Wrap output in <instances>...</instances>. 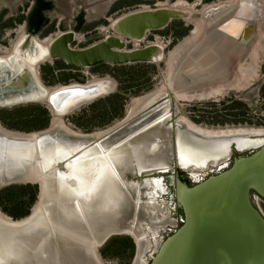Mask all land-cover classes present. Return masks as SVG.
<instances>
[{
    "label": "rangeland",
    "instance_id": "obj_1",
    "mask_svg": "<svg viewBox=\"0 0 264 264\" xmlns=\"http://www.w3.org/2000/svg\"><path fill=\"white\" fill-rule=\"evenodd\" d=\"M174 1L176 0H52V7L46 12L49 21L48 27L43 31L42 34H57L64 29L72 28L75 22V16L78 14L79 11H82L79 29L78 31H76L79 33V37L70 42L71 46L80 47L87 45L97 39H100L104 35L108 34L110 32L109 20L115 19L116 17H118V15L128 10H132L138 7L142 8L143 6H158V2L171 4ZM185 1L189 5L199 2L198 5H195L194 7H188L186 11L191 12V16L196 19L195 21H190L189 19V21L191 22L190 24V22L186 21L184 18H173L161 28L147 30L145 32L144 39L140 43H138L139 46L142 44L150 43L154 41L156 37H158L163 44V49L170 51L180 41H182L192 32L194 23L199 24L200 20H205V22H203L202 24L204 35L214 27H218V24L220 22L212 23L213 25H215L213 27L210 26L209 28H207V26H205V24L209 23L211 15L215 14L218 10L226 9L222 12H218V14H216L215 16V19H218V17L221 16H226L224 19L234 17L233 14L235 13V8H233V5L235 3L232 5V7L218 6L216 7V10L212 11L211 13H204L203 9L205 5L215 4L219 2L225 3L227 0ZM202 1L205 3H201ZM235 1L236 0H233V2ZM247 1L248 0H245L244 3ZM29 2L30 0H0V9L3 6L6 7L4 15L5 17H7L6 19L10 21V18L19 15L21 12H24L26 6L29 5ZM199 4L205 5L199 8ZM262 4L263 3H261V6L264 7ZM262 9L264 14V8ZM229 11L232 12L227 15V12ZM205 14L206 17L204 16ZM251 18H253V16ZM21 21L22 19L20 18L16 19V23H12L10 26L5 25L4 31L6 32V37L0 41V47L5 46L4 48L6 50H9L11 48V42L16 37V33L14 32V30L18 29V27L22 25ZM262 21H259L261 22V25L258 30V34H256L259 40L260 38H264V18L262 19ZM221 22H224V20ZM103 27H107V29L101 30ZM189 29L191 32H188ZM38 36L40 38L43 37L40 34H38ZM256 36L254 40L252 39L253 42L250 44V50L248 49L246 51L250 54L253 53V55L251 57H248V55L250 56V54L246 55V52L244 51V53H242L243 55L241 54L242 56L232 57V59L235 60L231 61L227 65L228 71L226 73V76L230 77L231 75L232 77L236 78L240 75V67L242 70L244 69L242 67V59L246 58L248 61L245 62L244 60L243 63H247L252 67L253 59L255 58V55L258 50L257 48L259 47V41L257 40L258 38ZM126 46L133 47L132 43H129ZM242 49L245 50L243 48V45ZM212 50H214L215 53L218 54L217 49L213 48ZM232 51L231 53L228 51L229 54L226 55L227 59L230 54H232ZM215 53L210 54L212 56L209 58V63L214 60ZM203 55L199 59H197L198 62H201L202 59L208 54L205 53ZM197 57L198 56H194L186 60L180 67V70L183 72L180 73V76L179 74L175 75V78L173 77L174 68L172 69L171 73H169L168 70L167 63L169 55H167L161 60H157L154 62L138 61L125 64H109L101 62L89 67L74 66L69 63H65L61 59H53L50 62L43 61L38 65L39 78L43 82V85L47 88L59 84H64L65 82L58 81V79L62 77V75L68 76V79L66 81L67 83L84 82L87 79H90L92 76H109L115 82L114 88L110 93L104 96L97 97L93 100H90L89 102L82 103L72 109L67 114L63 115L61 117V120H63L59 125L60 127H57L54 132L52 131L53 136L62 135L64 137H67L71 136V134L74 133H76V136H78L79 134L88 135L90 133H95L101 129L107 128L109 126H115L113 131H110L108 133L106 139L112 141L124 138V140H126V145L122 146L121 148L122 156L118 161V170L120 178L116 181L119 190L117 202L114 207V210L112 212H109V214L105 215V219L103 218L101 220L102 223H99L100 225L97 229V234L101 229H104L106 231V229L111 230L115 227H117L118 229L119 227L121 228L123 226H127V222L130 221L129 218L132 214L135 215V227L131 230L134 229L135 232L142 230V226L144 224H146V227H149V225H151V220L153 219V217H161L165 222L164 224L169 223L171 221L174 223V226L172 227L168 226V228H163V230L155 232L153 237L148 235L142 237L141 239L143 240L144 245L146 243L154 242L153 240L158 237H161L162 240V238H164L167 234L172 232L178 226L179 222L177 223L176 219L177 216L181 214V211L179 210V207L178 209L176 208L173 200H171L170 198L147 199L143 197L142 189L144 188V185H139L138 180L128 173L130 171H133V161L131 160V155L133 158L134 155L139 154L140 156H143L145 154V145L141 141L142 137L135 136L132 139L129 138L130 134L132 133V130H139L141 127L144 126V124L148 122V120L151 119V117L155 116L159 112L167 110L170 113L169 118L167 120L161 121L159 125H155L149 128V132L151 133H153L155 129H164L168 132V134H170L174 129V132H177L178 135L181 137H191L192 135L187 131L185 125H183L184 123H191L194 125L196 124L203 130H222L227 128L233 130H249L252 128H256L255 130H263L264 132V46L259 51L257 65H255L253 68L255 70L253 79L251 78V82L249 81L243 88H228L224 91L225 93L222 92V94L220 93L219 95L212 96L213 98L211 96H208L201 98H191L189 100H174L169 96L168 92H162L158 90V86L161 87L166 82L169 85H171L172 83V85H174L176 88H183L185 86L191 85L194 82L204 83L203 85L200 84L201 87L197 86L198 88L196 89H213V87L217 88L223 85L226 86L225 80L229 79L228 77L212 81L214 83L222 81L219 84L213 86H206L205 82L207 80L205 79L207 78L205 77V71L203 69L192 70L193 62ZM220 64H222L220 60H217L216 62H214V64H210V67L205 70H208L210 72L216 70V72H219L217 70L219 68H222ZM216 65L218 67H215ZM47 66L50 67V71L46 73V76L44 78L42 70H44L45 72ZM212 67L214 68V70H211ZM237 69L238 71H240H236ZM223 72L225 71L220 72L219 75H221ZM250 73L252 74V72ZM214 76H216L215 73ZM178 92L179 94L188 93V89H180ZM139 96L147 97L142 102V104H140L139 107L133 112L134 114L132 113L130 116H128V112L135 105V101L139 98ZM161 97L162 99L160 100ZM226 98L228 99L226 100ZM232 99L240 101L241 104H235L236 107H233L231 109H219L221 106L228 104ZM211 100L214 101L213 104ZM221 100H224V102L221 103ZM26 104H37L41 107H44L47 115V123L50 118L49 125H46L45 128L43 127L44 129H31L28 131L7 127V125H5L4 122L1 120L0 125L7 130L16 132L40 131L45 130L51 125L52 114L50 113V110H48L47 106L41 101L18 102L11 105L0 106V108H5L8 111L9 109H12L16 106ZM139 109L142 110L139 111ZM240 109L244 111L241 116H238L241 118H233L231 114H221L225 110L233 112ZM0 114L1 116H4L5 113L1 112ZM211 114L213 118L210 117ZM172 116L173 118H179L178 123H174L173 125H171L170 121ZM220 119H223L224 121ZM59 130H64L65 133H60ZM68 139L70 138H67V140ZM127 148H129L130 155L129 152L128 154L126 153ZM26 183L35 186L34 199L28 204L27 213L29 212L30 207L31 209L34 208L38 200L37 197H35L37 192V185L33 182L26 181H15L14 183H9L0 186V194L2 195L1 205H4L9 210L20 212L25 206V203L17 202V200H14V197H18L16 194L19 192V186L25 185ZM8 192L10 196L7 195ZM251 200L253 203H255V205L259 207V209L264 215V202L256 196H253V199ZM9 217L11 216L9 215ZM98 218L99 217L95 219V223H98ZM94 222H91V224ZM137 222L138 224H135ZM33 235L35 236L37 234L34 233ZM131 235L135 237L133 234ZM132 236L124 233L110 234L106 237L103 242L95 246L99 258L103 259V262L105 264H130L133 260L134 250L136 248ZM158 243L154 242V246H149L147 249H145L146 261L144 262V264L147 263L149 257L155 251ZM55 245L57 248L63 251L60 256L61 262H63V256L66 258L69 256L68 259H71L74 262L72 264H89V257H87L82 251L76 253V251L72 248L67 247L64 249L63 247L66 246L64 241H60L58 238L55 240ZM71 249L73 250L72 253L70 251ZM100 249H103L104 254L100 253Z\"/></svg>",
    "mask_w": 264,
    "mask_h": 264
},
{
    "label": "bare ground",
    "instance_id": "obj_2",
    "mask_svg": "<svg viewBox=\"0 0 264 264\" xmlns=\"http://www.w3.org/2000/svg\"><path fill=\"white\" fill-rule=\"evenodd\" d=\"M244 1L245 0H236L235 2H233V0H227L225 3L219 2L215 4H208V5L203 4L202 6L205 5L203 9L204 13L207 14V13H211L212 11L216 10V7L218 6H224V7L231 6L232 7V5L235 3L233 5V8H235V11H234L235 13L233 14L234 15L233 18L224 19L226 16L225 17L221 16V17H218V19H215V16L216 14H218V12H222L226 9L218 10L215 14L211 15L209 23L205 24L207 28H209L210 26L211 27L215 26L212 23L221 22L223 20L224 22L222 24H218V27H214L213 29L208 31L205 34V36L209 34V36L216 37L221 34L220 37H222L223 36L222 34H225L231 38H236V40H238L237 42L241 43L243 45V48L245 47L247 51L250 48V44L253 42L256 34H258V30L260 28L261 22L259 21H262L263 18H261V16L264 15L262 11L263 10L262 8L264 7L261 6V3H263L262 5L264 6V0H260V1L259 0H248L245 3ZM198 3L196 2V3L189 5L188 3H186L185 0H176L171 4L177 7L178 9L187 11L188 7L190 6L194 7L195 5H198ZM161 5H168V4L164 2H158V6H161ZM142 8H147V6H143ZM231 12L232 11L227 12V15H229V13ZM186 13L187 15H183L182 19L184 18L186 21H189V19L190 21L196 20L194 17L191 16V12L188 11ZM206 14L204 15L205 17H206ZM251 15L253 16V18H251L252 17ZM109 21H110V27H111L114 19L109 20ZM203 22H205V20L203 21L200 20L199 24L194 23L192 32L190 31L191 33L187 37H185L182 41H180L172 50L167 51L169 52L168 53L169 59H168L167 66H168L169 73H171L172 69L174 68L173 77L177 74H179L180 76V73L183 72L180 70L181 65L186 60L195 56V49L198 46V44L201 42L202 36H204V32L202 28ZM106 29L107 27H103L101 30H106ZM14 32L16 33V37L11 42V48L9 50H6L4 48L5 46L0 47V53H1L0 54V64L5 63L9 65L8 68L10 69L9 70L10 77L15 75L16 73H17L16 75H18L20 71H27L29 75L30 74L32 75L31 78L34 81H36V85L39 87L37 88L34 86L31 88H28L25 85L26 89L24 91H21L14 95L11 94V95L3 97V99L0 100V105H11L12 103H18L20 101L21 102H25V101L40 102L41 101L45 103L46 97L49 93H52L58 89H62L64 87H68L72 85H82V84H77V82H69V83L59 84V85H55L53 87L47 88L43 85L41 81H39V78H38L39 71H38L37 63H42L43 61H47L46 59L48 58H46L47 56H45L44 51L46 50V47L50 43L52 38L58 33L45 35L42 38H40L38 35H31L28 38L30 39L32 43H34V47H26L22 49L19 46L22 43L23 38L26 36V33L23 31V26L20 25L18 29L14 30ZM78 37H79V33L74 32V39ZM244 38H247V41L245 44L241 42ZM143 39L144 37L139 38V39L132 38L129 40L128 43H132L133 47H139L138 43H140ZM263 39L260 38L259 40L258 38L259 47L257 48L258 49L257 53L255 55V58L253 59L252 67L251 65L247 63L242 64V67L244 69L242 70L240 67V70H241L240 75L238 74L239 76L237 77L235 76L236 78L230 75V77H228L229 79L225 80L226 86L223 85L217 88L213 87V89H209V88L208 89L206 88L196 89L198 87H201V85H203L204 83L194 82L191 85L185 86L183 88L181 87L175 88V86L172 85V83L171 85H169L166 82L161 87L158 86L159 87L158 90L162 92L163 91L168 92L169 95L170 94L172 95L171 98L174 100H177V99L178 100H189L191 98L216 96V95H219L220 93L222 94V92H224L228 88H233V89L243 88L250 81L251 78L253 79V75L255 71L253 68L255 65H257L259 51L264 46ZM150 43H154L155 45L163 48V44L159 40L158 37H156L155 40ZM31 52H33L32 55H31ZM247 54H250V53L246 52V55ZM252 55L253 53L250 54V56L248 55V57H251ZM163 57L164 55L161 56V54L158 53L157 56H152V59H154L152 60V62L161 60L163 59ZM244 60L245 62L248 61L245 58V59H242V62H244ZM48 61L50 62V60ZM14 62L18 63L19 65L14 67L13 65ZM22 66H24L25 68H23ZM197 68L198 67L196 65L192 66V70H196ZM204 71L206 75L205 77H207V79L205 80L208 81V82L206 81L207 83L203 81L205 82L206 86H209V85L213 86V85L221 83L222 81L217 82V83H214L212 81L217 80V78L227 73V71H225L221 75H219L220 72H216V71L210 72L208 70H204ZM236 71H238V69ZM245 71H249V72H245ZM250 72H252V74ZM214 73L216 74L217 77L214 76ZM17 81H19V79ZM81 83H83L84 85L82 86H84L88 90L81 92V93L80 92L73 93L72 95L69 94L68 96H65L62 99L63 101L61 100L62 103L60 104V107L58 110L55 108L53 109L51 105L46 102V106L48 110H50V113L52 114V120H51V125L45 130L34 131V132H16V131L7 130L0 126V179L3 178L4 180L0 183V185L10 183L11 181H14V180H17V181L30 180L33 182V181H36V179H39V177L42 175V176H46V179L48 180L49 186H50L49 191L45 193V196H43V187L40 186V191L37 196L38 198L36 202L37 204L34 206V208L30 210L29 215L21 219L14 220L11 217L7 216L6 214L0 212V242H2L4 246L9 244L7 249L12 250L11 252H12L13 257H14V253L16 252V249L18 248L17 247L18 245L24 244L23 246H27L28 244L30 247H32V250H33L32 253L35 259V264H45L46 262H50L49 264H62V263L67 264V260H68V264L74 263L71 259H68L69 257L68 255H66L68 256L67 258L63 256V262H61L60 256H61V253H63V251L56 247L55 240L58 238L60 241L61 240L64 241L66 245L63 247L64 249L68 247V248H72L73 250H75L76 253L81 252L82 249L84 248L82 247L84 245L83 242L86 243L87 240L89 242L90 238L86 239L87 238L86 235L83 232L80 233V230H79L80 225L85 223L84 224L85 227L89 228V230H91L90 228L92 229L94 228V230H97L100 225L99 221H101V217H105L106 215L103 213L105 212L104 209L107 212L109 211L112 212L116 205L117 198H110V199L106 198L107 193H108L107 187H106V190L104 189L102 192L99 191L100 189L99 178L100 177L98 179L96 177L98 176V174L100 175L99 170L101 167H98L96 165L97 163L96 151H93L92 153L91 151L90 152L86 151L84 153L86 155L85 157H83V155L81 156L82 152L80 149L79 153H77L72 159L66 162L65 168L62 171L59 172L54 167L57 159H61L62 157L66 156L72 151L77 150L83 144L89 143L90 140L92 139L95 140L96 137H101L103 133H105V132H95L92 135L79 134L78 136H76V133H74V134H71L74 136L68 137L70 138L68 140H67V137H64L62 135L61 136L52 135V131L54 132V130H56L57 127H60L59 125L61 121L63 120V119L61 120V117L63 115L67 114L72 109H74L75 107H77L78 105L82 103L89 102L90 100H93L97 97L110 93L113 90L114 84H115L114 80L110 78L109 76H92L90 79H87L86 81L81 82ZM189 88H194V89H189ZM180 89H189V92L185 94H179L178 91ZM200 90L202 91L198 92ZM147 96H143V97L139 96V98L137 97L138 99L135 98L136 101L135 100L134 101L136 103L131 108V110L128 112L127 115L130 116L139 107V105L142 104V102L146 99ZM140 110L142 109H139V111ZM186 125L193 128L197 133L204 134L205 136H212L214 134L216 135L217 134H234L235 135V134H245L247 132H251V133L255 132V130H251V131L245 130V129H234L233 130L229 128L222 129L219 131L203 130L197 125H194L191 123H186ZM46 140H48L47 142L49 144L45 143ZM229 144L227 142H221V143L214 144L213 146H211L212 149L210 150L205 148L206 158L213 160V161L214 160L217 161L219 157L218 153L219 152L223 153L227 151L229 148L227 146H229ZM181 145H182V149L184 145H186L184 149L189 147V145H187L186 143L181 144ZM192 145L194 144L192 143ZM218 150L220 151L218 152ZM225 153L227 156V152ZM84 163L88 164L89 166L87 167V165H85ZM46 168H50V169L47 170ZM68 169L71 172V174L69 175L65 173ZM87 169L91 170L90 172H94L91 180H89L88 178H90L89 176H91L92 173L90 172H88L89 174L83 173L84 170H87ZM40 184L43 185L42 183ZM112 190H113V186L111 185L108 190L110 194H112L111 192ZM104 193H106V196ZM42 196L43 198H41ZM97 217H99L100 220L98 219L97 220L98 223H95L94 221ZM131 217L132 216H130V218ZM30 219L32 223L44 224V226H42L37 232L38 233L37 235L34 236L33 232L27 233L25 235L21 231L22 228H14V225L18 223L27 222V221L29 222ZM88 219L94 223L91 224L88 221ZM48 228H50V230H48ZM81 229L83 230V228ZM116 230L123 231L122 228H118ZM47 233L50 235H48L46 238ZM107 234L108 233L105 232V234H103V237L101 235L100 237H97L96 239L101 240L102 238L104 240L109 235ZM92 236H94L93 232H92ZM135 238H136L137 245H138L137 254L139 253V258L136 264H144V262L146 261V257H145V251H146L145 249H147L146 245L145 246L141 245V243H144V242L143 240L141 241L138 240V236L135 235ZM4 242H7L8 244ZM97 243L99 242L97 241ZM92 247L93 245L91 246V249ZM72 249L70 250L71 253L73 251ZM41 251H45L47 255L41 256L43 255ZM100 263L101 262L99 261L97 264H100Z\"/></svg>",
    "mask_w": 264,
    "mask_h": 264
},
{
    "label": "water",
    "instance_id": "obj_3",
    "mask_svg": "<svg viewBox=\"0 0 264 264\" xmlns=\"http://www.w3.org/2000/svg\"><path fill=\"white\" fill-rule=\"evenodd\" d=\"M46 1L47 7L51 8L52 0H33L24 20L21 21L26 36L23 38L20 48L34 47V43L28 37L38 35V29L30 26L39 18V20H48L47 15H42L43 4L41 3ZM201 3L205 2L202 1ZM201 6L202 4H199V8ZM5 11L6 7L3 6L0 9V19ZM81 15L82 11H79L74 18L75 22L72 28L64 29L52 38L44 51L46 58H48L47 61L61 59L65 63L81 67H89L101 62L109 64L152 62L154 60L152 56H157L160 53L161 56L166 57L168 50H164L154 43L129 47L126 46L129 44V40L143 38L147 30L161 28L169 20L182 18L187 13L172 4L134 8L118 15L107 35L84 46H71L70 42L74 40V32L79 29ZM45 35L42 34L41 36ZM0 38H2L1 33ZM242 41L245 44L247 38ZM32 54L33 52H31ZM39 64L37 63V65ZM13 65L16 67L19 64L14 62ZM8 66L5 63L0 64V100L5 96L24 91L26 86L28 88L39 87L27 71H20L22 73L19 72L18 75L16 73V76L10 77ZM221 77L229 76H226L225 73ZM18 79L19 81H17ZM39 81H41L40 78ZM77 84L84 85L81 82H77ZM82 85H72L49 93L46 102L53 109L58 110L65 96L88 90ZM56 93H60V95L53 99ZM49 123L50 118L47 125ZM186 129L188 128L186 127ZM59 132H64V130H59ZM193 135L197 136L194 133ZM258 135L256 133H248L247 135L217 134L212 135L211 138L229 139L227 142L237 147L239 138L243 136L258 137ZM47 141L45 143L49 144ZM94 142L93 139L91 143ZM86 145L87 143L61 159H57L54 167L59 172L62 171L66 162L79 153L80 149L88 147ZM46 169L49 170L50 168ZM26 182L32 181L26 180ZM33 183L37 185L35 197L38 196L40 186L43 187V196L49 191L50 186L46 176L41 175ZM175 191V202L182 214L181 221L172 232L160 240L146 264H264V215L250 199V192H254L264 200V141L250 152L233 157L230 164L225 168L190 185L176 179ZM30 209L31 207L27 214L18 218L15 217L14 220L29 215ZM27 222L18 223L14 225V228H22L21 231L26 235L32 232L38 234L39 229L44 226L42 223H32L31 219ZM48 235L50 234L47 233L46 238ZM86 250L89 251L90 248ZM41 252L43 253V255L40 254L41 256L47 255L45 251ZM135 252L136 248L134 255ZM25 257L23 255V258Z\"/></svg>",
    "mask_w": 264,
    "mask_h": 264
},
{
    "label": "flooded vegetation",
    "instance_id": "obj_4",
    "mask_svg": "<svg viewBox=\"0 0 264 264\" xmlns=\"http://www.w3.org/2000/svg\"><path fill=\"white\" fill-rule=\"evenodd\" d=\"M32 2H33V0H30L29 5L26 6L25 11L21 12L22 14L20 13L19 15H16L15 17L10 18L11 19L10 21H8V19H6L7 17H5V15L2 16V18L0 19V33L2 34V38H0V41L6 37V32L4 31L5 25L10 26L12 23H16L15 22L16 19L21 18L22 20H24L25 14L28 11L29 7L32 5ZM41 4H43L42 15L46 16V12L50 9L49 7H47L48 3L46 1V2H43ZM261 18H264V16ZM39 19H37L35 22H33V24L30 27L34 28V29H38L37 34L42 35L43 31L48 27L49 21L48 20L44 21L43 19H41V20H39ZM9 34H10V32H9ZM222 35H223L222 37H220L221 34L219 36H216V37L209 36V34L206 35L207 37L205 35L202 36L201 42L198 44V46L195 49V56H198V57L195 58V60L193 62V65H196L198 67L197 68L198 70L199 69L205 70V69L210 67V64H214V62H216L217 60H220V62L222 63V64H220L222 68H219L217 71H219V72L228 71L227 65L231 61L235 60V59H232V57H240V55L242 53H244V51L246 52V48L244 47L245 50H243L242 45L239 42H237L238 40H236V38H231L229 36H228L229 37L228 38L227 35H225V34H222ZM241 42H243V41H241ZM232 46H233V51H232ZM213 48L218 50V54L215 53L214 50H212ZM228 51L230 53L232 51V54H230V56L227 59L226 55L229 54ZM237 52H239V53H237ZM205 53L208 55H206L202 59L201 62H198L197 59H199ZM213 53H215L214 54V56H215L214 60H212L209 63V58L212 56L210 54H213ZM241 62H242V60H241ZM201 63H202V65H201ZM242 64H244V63L242 62ZM215 67H218V66L216 65ZM212 68H211V70H214V68L213 69ZM214 71H216V70H214ZM178 78H179V76H178ZM188 92H189V89H188ZM180 94H185V93H180ZM102 96H104V95H102ZM161 99H162V97L160 98V100ZM146 109H148V108H146ZM169 115H170V113L167 110H163L162 112H159L155 116L151 117V119L148 120V122L146 124H144V126L141 127L139 130L138 129L132 130V133L130 134L129 138L132 139L135 136L142 137L141 141L145 145V154L143 156H140L139 154L134 155L133 158L131 155V160L133 161V171H130L128 173L132 177H134L135 179L138 180L139 185H144V188L142 189L143 197H145L147 199H152V198L167 199V198H170L171 200H173L174 205L176 206L177 209H178V206L175 204V195H176L175 180L176 179L180 180L181 182H183L186 185H190L196 181H199L200 179L204 178L205 176H207L209 174L215 173V172L225 168L226 166H228L230 164L233 157H235L239 154L243 155V154L250 152L255 146L259 145L260 143H262L264 141L263 130H255L256 128L255 129L252 128L249 130L250 131L255 130V132H252V133L259 134L258 137L243 136V137L239 138V140L237 141V147L233 146L232 143L229 144L227 142L229 139L228 140L225 138L212 139L211 136H205L204 134L197 133L193 128L186 125V123H184L183 125H185V127H187L190 130L189 131L187 129V131L189 133H191V135H192L191 137H181L178 135L177 132H174V129L172 130V133H170V134H168V132L164 129H155L153 131V133L149 132V128H151L155 125H159V123H161V121L167 120L169 118ZM178 119L179 118H177V117L173 118V116H172L171 121H170L171 125H173L174 123H178ZM114 128H115V126H111V127L109 126L107 128H104V129L97 131V132H105V133H103V135L101 137H96L94 143H91V141L93 139L90 140V142L87 143V145H86L88 147L81 149V152H82L81 156L83 155V157H85L86 154H84V153L86 151H88V152L91 151V153L93 151H96V158H97L96 165L98 167H101L99 170L100 175L98 174V176L96 177L97 179L100 177L99 178V180H100L99 191L102 192L104 189L106 190V187H107L108 193H107L106 198H108V199L118 198V191L119 190H118V186L116 184V181L119 180V178H120L119 177V170H118V161L122 156L121 148H122V146L126 145V140H124V138L116 139V140H112V141L106 139V137L108 136V133L110 131L112 132ZM208 130H213V129H208ZM214 131H219V130L217 129ZM259 131H261V132H259ZM93 133H90L88 135H92ZM193 133L196 134L197 136H194ZM248 133H251V132H247L244 135H247ZM84 135H87V134H84ZM214 135H216V134H214ZM72 136H74V135L67 136V138L72 137ZM254 140H256V141H254ZM221 142H227L229 144V146H227V147H229L228 150L225 151V152H227V156H226L225 152L221 153V152H219L220 150H218V152H219L218 156L219 157H218L217 161H215V160L213 161V160L206 158L205 148L210 150V149H212L211 146H213L214 144L221 143ZM185 143L187 145H189V147H191V148L188 147V148L184 149V147L186 146V145H184L183 149H182L181 144H185ZM192 143L194 145H192ZM128 152L130 155L129 148H127V150H126L127 154H128ZM85 165H87V167L89 166L88 164H85ZM90 171L91 170L87 169V170H84L83 173L89 174L88 172H90ZM65 173L67 175L71 174L69 169ZM90 173H92V175L89 176L90 177V178H88L89 180L92 179L94 172H90ZM2 181H4L3 178L0 179V183ZM15 181H17V180L11 181L10 183H14ZM7 184H9V183H7ZM3 185H5V184H3ZM111 185L113 186V190L111 191L112 194H110V192L108 191ZM0 186H2V185H0ZM104 194L106 196V193H104ZM253 196L258 197L254 192H250V199H253ZM258 198L261 199L260 197H258ZM261 200L264 202L263 199H261ZM0 207H1L0 212L7 215V213L4 212V210L2 209V205ZM104 211L105 212H103V213L106 215L109 214V212H111V211L107 212L105 209H104ZM8 216H9V214H8ZM131 216L132 217L129 218L130 221L127 222V226L121 227L123 229V231L121 230L122 232L117 231L116 230L117 228L115 227L111 230L106 229V231L104 229H101L97 234V230H94V228L93 229L90 228L91 230H89V228H86L84 225L85 223L80 225V228H79L80 233L83 232L87 237L86 239L90 238L89 242H88V240L86 241V243L83 242L84 245L82 246V247H84L82 249V252L87 257H89V259H90L89 264H97L99 261L101 263L105 264L103 262L104 260L99 258L98 254H97V250L95 248L96 245L100 244L101 242H103L106 239V238L104 240L102 238H101V240L96 239L97 237H100L101 235L103 237V234H105V232H107L109 235L113 234V233H119V234L124 233V234H128V235L132 236L131 234H133L134 236L135 235L138 236V240L141 241L142 240L141 238L146 236V235L153 237L155 232L161 231V230H163V228H168V226H171V227L174 226V223L172 221L164 224L165 222L161 217H156V218L153 217V219L151 220V225H149V227H146V224L143 223L144 225L142 224L143 225L142 230L135 232L134 229L131 230L132 228L135 227V225H134L135 215L132 214ZM181 217H182L181 214L179 216H177V219H176L177 223L178 222L180 223ZM11 218H14V217H11ZM16 218H18V217H16ZM103 218L105 219V217H101V220ZM85 219H86V217H85ZM98 219L100 220V218H98ZM88 221L91 223V221L89 219H88ZM99 222L102 223L101 221H99ZM135 224H138V222ZM4 225H6V224H4ZM81 228H83V230ZM92 232H93V235L95 237L92 236ZM129 233H131V234H129ZM133 240L135 242L136 252H135L133 260L130 264H136L137 260L139 258V253L137 254L138 245L136 243V238L133 237ZM160 240H161V237L160 238L158 237L153 241L158 243ZM97 241L99 243H97ZM154 242L146 243L145 244L146 248H148L149 246H151V247L154 246ZM4 243H7V242H4ZM23 245L24 244H20L17 246L18 248L16 249V252L14 253V257H13L12 252H11L12 250L7 249L9 244L4 246L3 243L0 242V264H8V263H10V264L11 263L12 264H35V259H34L33 254H32V251H33L32 247H30L28 244H27V246H23ZM92 245H93V247L91 249ZM141 245L145 246L144 243H141ZM88 248H90L89 251L86 250ZM31 254H32V256H31ZM23 255H25L26 257L23 258ZM49 263L50 262H46L45 264H49Z\"/></svg>",
    "mask_w": 264,
    "mask_h": 264
},
{
    "label": "trees",
    "instance_id": "obj_5",
    "mask_svg": "<svg viewBox=\"0 0 264 264\" xmlns=\"http://www.w3.org/2000/svg\"><path fill=\"white\" fill-rule=\"evenodd\" d=\"M43 68V67H42ZM43 71V77L45 78L46 73L50 71V67L47 66ZM68 76L62 75L58 79V81H63L67 83ZM81 81V80H79ZM228 98H226L227 100ZM212 104L214 103L213 100H211ZM221 103L224 102V100L220 101ZM235 104H241L240 101H237L236 99H232L228 104L221 106L219 109L228 108L231 109L233 107H236ZM218 109V110H219ZM5 113L4 116L0 114V120L4 122L7 127L19 129V130H31V129H40L47 125V115L46 110L44 107H41L37 104H26V105H19L12 109H9L8 111L5 108H0V113ZM243 110H236V111H223L221 114H231L234 117L241 118L238 116H241L243 114ZM212 117V114L210 115ZM16 118V119H15ZM18 118V119H17ZM213 118V117H212ZM215 118V117H214ZM235 118V119H237ZM197 119V118H196ZM215 120V119H214ZM217 120V119H216ZM223 120V119H220ZM224 121V120H223ZM17 122V123H16ZM7 189V188H6ZM35 194V186L29 185L26 183L25 185L19 186V192L16 194L18 197H14V200H17V202H23L25 203V206L22 208L20 212H15L13 210L7 209L4 205H2V209L9 214L12 217H20L22 215H25L27 213V206L30 202L33 201ZM10 196L9 192L7 194ZM2 195L0 194V204H2ZM7 197V196H6ZM100 253H103V249H100Z\"/></svg>",
    "mask_w": 264,
    "mask_h": 264
},
{
    "label": "snow or ice",
    "instance_id": "obj_6",
    "mask_svg": "<svg viewBox=\"0 0 264 264\" xmlns=\"http://www.w3.org/2000/svg\"><path fill=\"white\" fill-rule=\"evenodd\" d=\"M59 95H60V93H56V94H54L53 99H55V97H56V96H59Z\"/></svg>",
    "mask_w": 264,
    "mask_h": 264
}]
</instances>
